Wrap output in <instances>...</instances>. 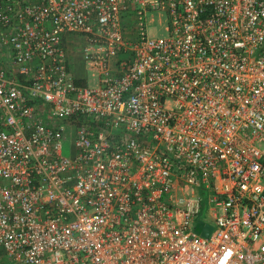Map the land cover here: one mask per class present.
Instances as JSON below:
<instances>
[{
	"label": "built area",
	"instance_id": "1",
	"mask_svg": "<svg viewBox=\"0 0 264 264\" xmlns=\"http://www.w3.org/2000/svg\"><path fill=\"white\" fill-rule=\"evenodd\" d=\"M0 258L264 264V0H0Z\"/></svg>",
	"mask_w": 264,
	"mask_h": 264
},
{
	"label": "rangeland",
	"instance_id": "2",
	"mask_svg": "<svg viewBox=\"0 0 264 264\" xmlns=\"http://www.w3.org/2000/svg\"><path fill=\"white\" fill-rule=\"evenodd\" d=\"M164 25H165L164 18H162L159 21L155 14L154 21L147 26L149 34L154 35V36L164 35L165 34ZM77 49H80L79 45L77 47H71V51L74 52V56L72 57L73 74L76 78H85L87 82L91 85L93 84V81H92L93 78L91 77V72L86 69V66L80 56V52ZM62 153L65 156L69 155V146L67 143L62 147ZM196 232L201 234L202 227L198 226L196 228ZM0 264H4V260L2 258H0Z\"/></svg>",
	"mask_w": 264,
	"mask_h": 264
},
{
	"label": "crops",
	"instance_id": "3",
	"mask_svg": "<svg viewBox=\"0 0 264 264\" xmlns=\"http://www.w3.org/2000/svg\"><path fill=\"white\" fill-rule=\"evenodd\" d=\"M209 229H205L202 231V233H208Z\"/></svg>",
	"mask_w": 264,
	"mask_h": 264
},
{
	"label": "water",
	"instance_id": "4",
	"mask_svg": "<svg viewBox=\"0 0 264 264\" xmlns=\"http://www.w3.org/2000/svg\"><path fill=\"white\" fill-rule=\"evenodd\" d=\"M202 234H207V233H202Z\"/></svg>",
	"mask_w": 264,
	"mask_h": 264
}]
</instances>
